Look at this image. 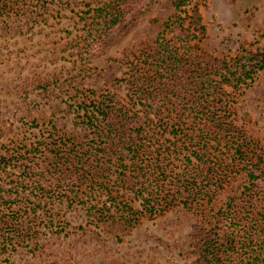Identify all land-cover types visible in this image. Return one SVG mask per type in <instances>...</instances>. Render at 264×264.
<instances>
[{"label":"trees","instance_id":"obj_1","mask_svg":"<svg viewBox=\"0 0 264 264\" xmlns=\"http://www.w3.org/2000/svg\"><path fill=\"white\" fill-rule=\"evenodd\" d=\"M57 1L0 0V24L7 25L12 16L31 18L29 14ZM165 1L85 2V10L77 14L75 56L106 59ZM171 4L174 14L125 79L127 99L88 91L90 96L68 106L78 115L80 135L60 134L51 123L50 136L5 150L0 167L14 177L8 196L14 195L16 202L28 190L47 212L55 201L65 199L81 206L87 226L116 237L143 217L181 207L198 217L189 264H264V153L236 124L225 90L248 87L264 71V47H241L234 57H212L198 45L203 26L194 0ZM28 122L32 128L39 126L36 120ZM236 174L245 177L240 192L213 209V201ZM112 181L128 185L139 210L118 201L120 196L107 186L102 188ZM89 185L106 189L100 207L96 198L83 193V186ZM8 199L0 194V201ZM35 203H21L13 210L9 206L18 227L29 229L38 222ZM7 222L0 217V225ZM48 222L58 230L54 219L40 224ZM7 241L12 240L0 236V245Z\"/></svg>","mask_w":264,"mask_h":264},{"label":"rangeland","instance_id":"obj_2","mask_svg":"<svg viewBox=\"0 0 264 264\" xmlns=\"http://www.w3.org/2000/svg\"><path fill=\"white\" fill-rule=\"evenodd\" d=\"M88 1L58 0L46 10L29 14L31 18L12 16L7 25L0 24V160L5 150L50 136L51 123L60 134H79L78 115L68 106L75 99L90 96L88 91L115 93L127 99L125 79L131 75L133 64L141 53L150 51L163 22L175 12L171 0H166L151 20L129 33L106 59L87 61L75 56L72 45L77 14L85 10ZM237 1L194 0L203 26L198 42L201 51L224 59L234 57L241 47H264V0ZM225 90L236 124L245 130L257 151L264 153V71L248 87ZM32 120L38 122L37 128L26 124ZM7 171L0 167V194L9 198L8 202L0 201V217L8 221L0 225V236L12 241L0 245V264H189L193 259L198 217L192 211L175 207L156 217H143L132 230L116 237L87 226L81 206L65 199L55 201L48 212L38 207V199L28 190L13 202L14 195L9 197L7 190H11L14 177ZM244 182L243 174L234 175L211 207L218 209L228 196L238 194ZM102 185L114 196L118 194V201L139 210V201L128 185L113 181ZM97 188L89 185L82 190L96 198L100 207L107 191ZM28 201L29 205L36 202L38 222L29 229L20 228L12 221L16 214L11 210ZM43 219H54L58 230L49 222L40 224Z\"/></svg>","mask_w":264,"mask_h":264}]
</instances>
